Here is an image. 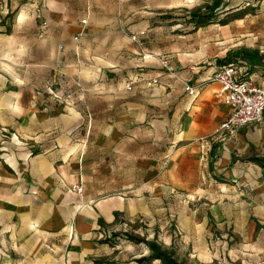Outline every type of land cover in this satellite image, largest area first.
Returning a JSON list of instances; mask_svg holds the SVG:
<instances>
[{"label":"rangeland","instance_id":"1","mask_svg":"<svg viewBox=\"0 0 264 264\" xmlns=\"http://www.w3.org/2000/svg\"><path fill=\"white\" fill-rule=\"evenodd\" d=\"M85 17L88 24L74 39ZM45 29L51 33L40 36ZM242 49L264 57V0H0V97H26L35 83L45 105L90 111L92 139L108 135L101 132L119 113L118 100L136 99L149 108L137 123L152 124L150 140L162 144L172 119L166 101L170 63L205 70L262 61L243 57ZM151 76L159 82L149 89L143 78ZM130 80H136L131 92L125 88ZM6 136L1 132L0 140ZM213 137L209 149L200 150V171L176 181L172 195L158 197L156 184L148 215L118 220L95 264H163L150 257L149 241L179 264H264V163L255 161L264 156L249 158L256 164L248 175L233 163L221 172L211 163Z\"/></svg>","mask_w":264,"mask_h":264},{"label":"crops","instance_id":"2","mask_svg":"<svg viewBox=\"0 0 264 264\" xmlns=\"http://www.w3.org/2000/svg\"><path fill=\"white\" fill-rule=\"evenodd\" d=\"M46 33L51 32L42 30L40 36ZM235 62L241 71L248 69L243 76L264 83V57L246 66ZM218 65L200 70L170 63L166 101L172 119L162 144L150 140L152 124L137 123L149 109L140 100H118L119 113L101 132L108 135L92 139L93 115L87 109L82 115L75 107L45 105L35 83L26 97L3 93L2 101L23 98L25 104H0V133H7L0 140V264H95L118 220L148 215L156 184L158 197L172 195L176 181L200 171L202 136H214L210 156L219 171L232 163L242 165L244 174L254 171L249 158L264 156V116L233 132L215 133L229 113L220 82L210 78ZM134 89L135 84L126 88ZM76 183L81 193L72 188Z\"/></svg>","mask_w":264,"mask_h":264},{"label":"built area","instance_id":"3","mask_svg":"<svg viewBox=\"0 0 264 264\" xmlns=\"http://www.w3.org/2000/svg\"><path fill=\"white\" fill-rule=\"evenodd\" d=\"M81 28L74 35V39H78L84 32L87 25V17L80 20ZM136 35H132L131 39H136ZM150 55H145L148 58ZM163 67L168 66L169 62L164 59L160 60ZM211 80L218 81L221 84V96L224 104L229 108L228 116L219 124L215 133L223 130L233 132L243 125L258 121L264 116V83H258L249 77L243 76L240 66L236 62L222 63L211 74ZM147 87L157 85L158 77L143 78ZM136 80H130L126 84V88L131 90ZM186 90L190 93H196L192 86L186 85ZM211 136H202L198 139L201 149L208 150L210 147ZM72 188L81 193L83 187L76 183Z\"/></svg>","mask_w":264,"mask_h":264},{"label":"trees","instance_id":"4","mask_svg":"<svg viewBox=\"0 0 264 264\" xmlns=\"http://www.w3.org/2000/svg\"><path fill=\"white\" fill-rule=\"evenodd\" d=\"M195 15V13H193V16ZM242 54L243 57H251L252 59L255 58H260L262 57L261 55H256L255 52H250L246 49H242ZM255 161H257L258 163H264L262 162L261 159H256ZM148 248L150 249V257L151 258H159L163 264H179V262L172 257L171 254L167 253L165 250H162L160 248V246L158 244H156L155 242L149 241L146 242ZM143 259L145 258H139L138 261H143Z\"/></svg>","mask_w":264,"mask_h":264}]
</instances>
